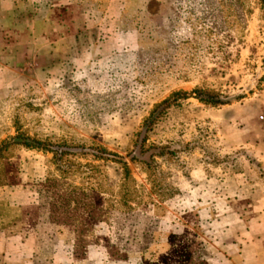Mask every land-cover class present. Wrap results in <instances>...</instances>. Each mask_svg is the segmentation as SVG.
Segmentation results:
<instances>
[{
  "label": "rangeland",
  "instance_id": "1",
  "mask_svg": "<svg viewBox=\"0 0 264 264\" xmlns=\"http://www.w3.org/2000/svg\"><path fill=\"white\" fill-rule=\"evenodd\" d=\"M162 3L138 29L107 0H0V184L38 180L113 259L176 264L190 241L199 264L224 197L264 192V3ZM60 34L71 56L38 53Z\"/></svg>",
  "mask_w": 264,
  "mask_h": 264
},
{
  "label": "crops",
  "instance_id": "2",
  "mask_svg": "<svg viewBox=\"0 0 264 264\" xmlns=\"http://www.w3.org/2000/svg\"><path fill=\"white\" fill-rule=\"evenodd\" d=\"M107 4L108 9L123 5L129 16L137 14L144 19L152 15V22L160 23L167 15L164 3L153 12L152 0H107ZM78 10L79 18L82 16L79 20L83 22L85 14L82 7L78 6ZM111 21L114 22L112 16ZM134 24L135 28L139 27ZM65 36L60 34L56 39L51 37L47 42L42 41L43 44L37 48L38 53L71 56L69 39ZM85 51L83 47L78 53L81 55ZM41 185L38 180L26 184L22 173L17 183L0 184V264H133L129 258L118 260L107 256V249L100 242L78 243L76 230L56 213L57 205L42 191ZM243 190L237 185V197L230 199V194L224 197L231 202L234 211L224 216L229 225L223 232V243L215 245L214 241L205 238L198 257L201 260L199 264H264V192L245 194ZM183 220L188 225L185 224L186 229L179 235L192 239L195 236L190 229L192 223L188 219ZM188 243L189 254L177 249L174 263L198 264L192 242H182ZM218 258H222V262Z\"/></svg>",
  "mask_w": 264,
  "mask_h": 264
},
{
  "label": "trees",
  "instance_id": "3",
  "mask_svg": "<svg viewBox=\"0 0 264 264\" xmlns=\"http://www.w3.org/2000/svg\"><path fill=\"white\" fill-rule=\"evenodd\" d=\"M263 3H264V0H263ZM134 18H135L134 21L137 23V25L142 24L146 20L145 18L143 19L141 15H137V14H135ZM140 27L141 29H143L142 25ZM26 145H30V144L26 143Z\"/></svg>",
  "mask_w": 264,
  "mask_h": 264
},
{
  "label": "built area",
  "instance_id": "4",
  "mask_svg": "<svg viewBox=\"0 0 264 264\" xmlns=\"http://www.w3.org/2000/svg\"><path fill=\"white\" fill-rule=\"evenodd\" d=\"M260 121L263 123L264 125V113L260 116Z\"/></svg>",
  "mask_w": 264,
  "mask_h": 264
}]
</instances>
